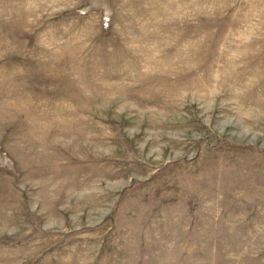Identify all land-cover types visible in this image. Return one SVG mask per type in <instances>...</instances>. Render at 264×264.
<instances>
[{"label":"rangeland","instance_id":"obj_1","mask_svg":"<svg viewBox=\"0 0 264 264\" xmlns=\"http://www.w3.org/2000/svg\"><path fill=\"white\" fill-rule=\"evenodd\" d=\"M0 264H264V0H0Z\"/></svg>","mask_w":264,"mask_h":264}]
</instances>
